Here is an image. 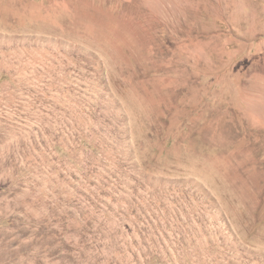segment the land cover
<instances>
[{
	"label": "rangeland",
	"instance_id": "374dc122",
	"mask_svg": "<svg viewBox=\"0 0 264 264\" xmlns=\"http://www.w3.org/2000/svg\"><path fill=\"white\" fill-rule=\"evenodd\" d=\"M0 264H264V0H0Z\"/></svg>",
	"mask_w": 264,
	"mask_h": 264
},
{
	"label": "bare ground",
	"instance_id": "6f19581e",
	"mask_svg": "<svg viewBox=\"0 0 264 264\" xmlns=\"http://www.w3.org/2000/svg\"><path fill=\"white\" fill-rule=\"evenodd\" d=\"M46 17V16H45ZM81 27V26H80Z\"/></svg>",
	"mask_w": 264,
	"mask_h": 264
}]
</instances>
